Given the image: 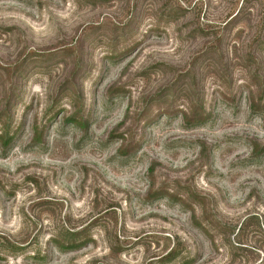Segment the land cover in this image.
Returning <instances> with one entry per match:
<instances>
[{
  "label": "rangeland",
  "instance_id": "374dc122",
  "mask_svg": "<svg viewBox=\"0 0 264 264\" xmlns=\"http://www.w3.org/2000/svg\"><path fill=\"white\" fill-rule=\"evenodd\" d=\"M0 264H264V0H0Z\"/></svg>",
  "mask_w": 264,
  "mask_h": 264
},
{
  "label": "trees",
  "instance_id": "16d2710c",
  "mask_svg": "<svg viewBox=\"0 0 264 264\" xmlns=\"http://www.w3.org/2000/svg\"><path fill=\"white\" fill-rule=\"evenodd\" d=\"M169 255L171 256V253H168V254H167V256H169Z\"/></svg>",
  "mask_w": 264,
  "mask_h": 264
}]
</instances>
